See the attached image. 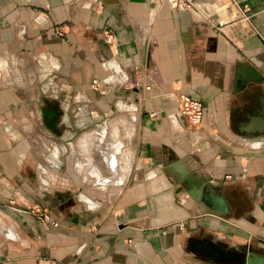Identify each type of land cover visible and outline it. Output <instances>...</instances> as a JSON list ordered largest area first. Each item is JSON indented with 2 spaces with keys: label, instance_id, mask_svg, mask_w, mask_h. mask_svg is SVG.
<instances>
[{
  "label": "crops",
  "instance_id": "crops-1",
  "mask_svg": "<svg viewBox=\"0 0 264 264\" xmlns=\"http://www.w3.org/2000/svg\"><path fill=\"white\" fill-rule=\"evenodd\" d=\"M198 1L225 12L210 23L147 0H0V264H221L183 242L195 231L233 236L230 246L245 231L243 244L264 254V79L249 78L264 66V0ZM178 92L203 103L200 134L180 116ZM82 103L120 104L136 119L139 177L113 215L37 169L46 163L33 136L71 135ZM206 184L230 214L217 194L212 205L192 198Z\"/></svg>",
  "mask_w": 264,
  "mask_h": 264
},
{
  "label": "rangeland",
  "instance_id": "rangeland-1",
  "mask_svg": "<svg viewBox=\"0 0 264 264\" xmlns=\"http://www.w3.org/2000/svg\"><path fill=\"white\" fill-rule=\"evenodd\" d=\"M198 3L199 7H197L196 13L206 16L201 18L207 22L211 23V21H214L218 16H222L221 12H225L224 8L217 7L215 3L199 1ZM82 110L88 111V113L84 112L78 122L73 120V123L78 125L69 128L70 131H72L71 135L57 137L47 136L41 133L33 136L35 139V145L38 148L36 160L39 162L45 160L46 163L45 166H41V163H38L39 167L37 169L39 171L45 170V175L49 179L50 184L55 187H60L61 190L69 193L76 201L81 202L90 208L106 206L109 208L110 215H113L112 211H114L117 199H119L129 184H131L134 180H137L139 177V166L137 163L138 136L136 132V119L132 121V118L125 116L124 113H122L123 108L120 104H118L117 107L114 106L107 110H103L102 106L94 105L90 107L88 104L82 103ZM91 110L93 114H89ZM98 126H104L105 128L103 127V130L105 129L106 133L95 134V130ZM190 128L195 133H201L200 125ZM89 133L90 135L88 137ZM82 138H84L83 140L85 141L80 140ZM87 139L88 141L86 142ZM97 144H100L101 148L97 149ZM114 147L118 148V164L116 167V174L118 177H122V184H94L95 182L93 178H90L89 176L95 169H98L102 176H112L109 167L106 165L102 152H110ZM128 155L130 158H128ZM126 158L129 159V166L126 164ZM122 159L124 162H119ZM78 162H80V164H78ZM89 162L90 165L87 164ZM84 165H88V167H85ZM123 166L127 168L125 169ZM123 168L126 171L128 170L127 173ZM123 175L126 176L123 177ZM109 188L114 191L109 190ZM183 223L184 222L179 223V228L181 230L184 228ZM251 237L252 236L247 234L245 231H242V235L235 236V238L239 241L238 243L242 244L230 246L229 241H232L234 238L233 236L224 239L221 238L218 241L216 240V243L222 246L230 247L231 250L235 251L238 247H244L245 245L243 243L248 239H253V237ZM193 238L196 240H204L208 237L203 236V233L200 231H195L191 233V236L188 238H183V242H187ZM249 247H251V250L254 252L258 250L257 247ZM187 249L191 251L189 247H187Z\"/></svg>",
  "mask_w": 264,
  "mask_h": 264
},
{
  "label": "water",
  "instance_id": "water-1",
  "mask_svg": "<svg viewBox=\"0 0 264 264\" xmlns=\"http://www.w3.org/2000/svg\"><path fill=\"white\" fill-rule=\"evenodd\" d=\"M137 1H145V0H137ZM249 70H250V76H249L250 79L258 80V81H262L264 79V66L261 67L259 70L253 69V68H249ZM242 86H243V84H239V87H242ZM257 113L258 114H264L263 107L259 108L257 110ZM56 120H57L56 119V114L54 112L51 113V114L50 113L47 114V123L50 126V128H54V123H55ZM131 120L134 121L135 118H132ZM77 125L78 124H75V126H77ZM103 127H99L98 126L96 128V130H95V134L106 133V130L105 129L103 130ZM263 133H264V125L262 126V128L258 129V134L259 135H261ZM96 148L97 149L101 148L100 144H97ZM104 150L106 151L105 148H104ZM106 152H108V151H106ZM78 164H80V162H78ZM106 165L110 169V165H108L107 162H106ZM193 176L194 175L191 174V175L187 176L186 178H184V181L182 182V184H184L185 182L189 181L190 179H193L194 178ZM118 179H119L118 180L119 184H122V181H123L122 177L119 176ZM110 180H111L110 182H108L106 184L103 183V185H110V184L119 185L117 183H114L112 181V179H110ZM94 184H102V183H94ZM131 184H129V185H131ZM199 184L203 185L204 182L199 179ZM189 192H190V195L192 196V198L195 201H200V202L203 201V202H205L208 205H212L213 204V202H211L210 200L209 201L208 200H204L203 197L200 198L201 193L199 192L198 189L190 190ZM217 201L220 204V208L219 209L221 210V215L222 216H225L226 214H230L231 213V211L229 209V205H228L225 197L223 196L222 190H220V189L218 190ZM188 245L198 255H201V256L205 257L210 262H215V263L218 262V263H221V264H227L228 262L231 261V262H234L235 264H264V254H262L260 252H257V251L256 252L252 251L251 247H249L248 245H246L244 247H238L235 251L231 250L230 247L219 245V244L213 242L210 239H204L202 241L190 240Z\"/></svg>",
  "mask_w": 264,
  "mask_h": 264
},
{
  "label": "built area",
  "instance_id": "built-area-1",
  "mask_svg": "<svg viewBox=\"0 0 264 264\" xmlns=\"http://www.w3.org/2000/svg\"><path fill=\"white\" fill-rule=\"evenodd\" d=\"M150 5L153 7H160L162 5H170L176 9L188 11L192 14H195L196 16L200 17H206L202 16L196 13L197 7H199L198 0H147ZM55 33L62 37L63 31L60 28L55 29ZM103 39L107 45L110 47L114 45L115 39L114 35L108 31H103ZM92 89L93 90H99V83L97 80H93L92 83ZM142 91H150V86H141ZM176 100H177V110L180 114V116L186 120L187 124L191 127H194L196 125H200L203 117H204V109H203V103L201 100L196 99L184 92H178L176 93ZM42 221L47 220V215H42V218H40ZM53 225H57L55 222H53Z\"/></svg>",
  "mask_w": 264,
  "mask_h": 264
},
{
  "label": "bare ground",
  "instance_id": "bare-ground-1",
  "mask_svg": "<svg viewBox=\"0 0 264 264\" xmlns=\"http://www.w3.org/2000/svg\"><path fill=\"white\" fill-rule=\"evenodd\" d=\"M101 134V133H100ZM89 135H90V133L88 134V137H89ZM91 136H92V133H91ZM84 138H82V139H80V140H83ZM117 139V138H116ZM83 141H85V140H83ZM82 141V142H83ZM88 141V139L86 140V142ZM83 143H85V142H83ZM86 144V143H85ZM89 145V144H88ZM81 147V146H80ZM89 147V146H88ZM133 147V146H132ZM130 148V147H129ZM82 149V148H81ZM128 149V148H127ZM131 150V149H130ZM91 151V150H90ZM133 151V150H132ZM84 152V151H83ZM117 153H118V148L117 147H114L113 149H112V151L111 152H102V154H103V157L105 158V160H106V162L108 163V165H110V171H111V174H112V176L111 177H104V176H102L101 175V173H100V171L98 170V169H95V170H93L92 172H91V175H90V177L91 178H93V180H94V182L95 183H108V182H110L111 180L110 179H112V181L114 182V183H117V184H119V179H118V177H117V174H116V167H117V163H118V160H117ZM89 154L91 155V153L89 152ZM121 156V155H120ZM91 157V156H90ZM133 157V156H132ZM81 158H84V157H81ZM80 158V159H81ZM128 158H130L129 157V155H128ZM128 158H126L127 159V165L129 164L128 163ZM121 159V158H120ZM119 159V160H120ZM82 160V159H81ZM86 160V159H85ZM87 160H88V158H87ZM83 161V160H82ZM89 161V160H88ZM123 161V159L121 160V161H119V162H122ZM131 161V160H130ZM124 162V161H123ZM87 164H89L90 165V162L89 163H87ZM124 164V163H123ZM125 165V164H124ZM85 167L87 166L88 167V165H84ZM129 166V165H128ZM124 168H125V166H123ZM82 168V167H81ZM123 168V169H124ZM127 168V167H126ZM125 168V169H126ZM121 169V168H120ZM124 169V171H126ZM188 169H191V167H189V166H187V170ZM82 171V170H81ZM128 171V170H127ZM127 171H126V173H127ZM124 174V173H123ZM122 175V174H121ZM126 176V175H125ZM124 175H123V177H125ZM115 180H114V179ZM92 180V181H93ZM125 184V183H124ZM115 189V188H114ZM109 190H112V191H114L113 189H110L109 188ZM204 191H205V194H204V196H203V199L204 200H208L209 201V196H211V195H213V194H218V188L216 187V186H214V185H212V184H209V185H205L204 186ZM205 203V202H204ZM228 264H235L234 262H228Z\"/></svg>",
  "mask_w": 264,
  "mask_h": 264
},
{
  "label": "flooded vegetation",
  "instance_id": "flooded-vegetation-1",
  "mask_svg": "<svg viewBox=\"0 0 264 264\" xmlns=\"http://www.w3.org/2000/svg\"><path fill=\"white\" fill-rule=\"evenodd\" d=\"M220 245V244H219Z\"/></svg>",
  "mask_w": 264,
  "mask_h": 264
}]
</instances>
